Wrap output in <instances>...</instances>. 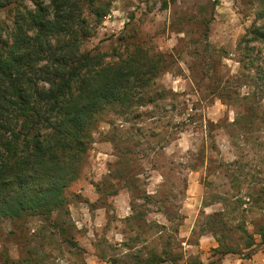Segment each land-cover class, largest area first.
<instances>
[{"label":"rangeland","instance_id":"374dc122","mask_svg":"<svg viewBox=\"0 0 264 264\" xmlns=\"http://www.w3.org/2000/svg\"><path fill=\"white\" fill-rule=\"evenodd\" d=\"M14 6L0 10V21L10 23ZM257 9L256 0H114L83 50L111 61L138 42L165 56L168 69L143 93L152 103L101 116L86 164L66 192L69 217L0 221V264H132L137 251L163 247L180 256L178 264H209L218 244L203 223L223 211L259 242L264 211L250 209L243 197L253 188L232 189L228 172L237 161L250 176L264 171V145L233 138L228 126L244 105L210 93L211 74L223 80L238 72L235 47ZM258 111L264 114V101ZM118 172L124 178H114ZM110 184L116 195L108 196ZM239 196L245 204L237 210ZM55 218L66 221L64 234ZM227 244L240 255L215 264H264V249L245 257L237 231Z\"/></svg>","mask_w":264,"mask_h":264},{"label":"trees","instance_id":"16d2710c","mask_svg":"<svg viewBox=\"0 0 264 264\" xmlns=\"http://www.w3.org/2000/svg\"><path fill=\"white\" fill-rule=\"evenodd\" d=\"M113 1L0 0V10L15 5L8 9L10 23L0 21V221L24 217L50 221L54 213L69 217L66 192L86 164L101 116L153 102L143 93L168 69L165 56L151 54L138 42L126 45L111 61L83 50ZM256 2L254 18L235 47L238 72L223 80L211 74L210 93L244 105L245 112L228 127L234 129L236 140L260 147L264 145V114L258 111L264 101V0ZM234 164L228 172L231 188L241 193V184L247 183L253 190L243 198L250 209L264 211V171L250 176L238 161ZM114 178L124 177L118 172ZM111 191L108 196L117 194ZM136 198L150 199L140 194ZM234 201L237 210L245 204L242 196ZM53 222L64 234L66 221ZM231 224L224 211L205 216L202 231L211 233L218 244L213 249L217 258L209 264L240 255L238 248L227 244L233 231L249 251L245 257L264 249V224L257 226V243L243 220ZM128 241L129 247L134 240ZM179 259L163 247L160 252L137 251L132 264H178Z\"/></svg>","mask_w":264,"mask_h":264}]
</instances>
